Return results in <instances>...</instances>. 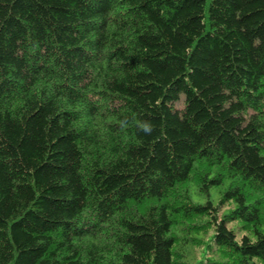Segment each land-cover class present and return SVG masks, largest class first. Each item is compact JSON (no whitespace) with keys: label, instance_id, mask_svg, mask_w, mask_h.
Returning a JSON list of instances; mask_svg holds the SVG:
<instances>
[{"label":"trees","instance_id":"trees-1","mask_svg":"<svg viewBox=\"0 0 264 264\" xmlns=\"http://www.w3.org/2000/svg\"><path fill=\"white\" fill-rule=\"evenodd\" d=\"M0 264H264V0H0Z\"/></svg>","mask_w":264,"mask_h":264},{"label":"rangeland","instance_id":"rangeland-1","mask_svg":"<svg viewBox=\"0 0 264 264\" xmlns=\"http://www.w3.org/2000/svg\"><path fill=\"white\" fill-rule=\"evenodd\" d=\"M182 99L183 96L181 95V98L179 101L176 102V105L178 107L182 106ZM226 183L220 185V186H214L210 189L209 195L205 194H199L194 190V187H191L190 192H191V197L193 200L198 201V202H205L207 199H210L215 206L219 205L220 202V197H221V192L225 188ZM234 203L229 202L226 203L225 205H222L219 210V215H222L224 213H227L231 207H233ZM236 223H231L229 224V227L235 229ZM209 235V234H208ZM241 236L240 232H237V237L239 238ZM197 258L200 257V250H195L194 255Z\"/></svg>","mask_w":264,"mask_h":264}]
</instances>
